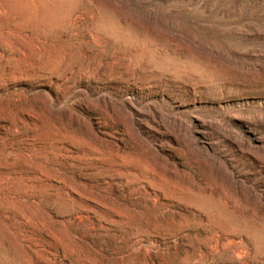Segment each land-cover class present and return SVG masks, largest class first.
Instances as JSON below:
<instances>
[{"label": "rangeland", "instance_id": "rangeland-1", "mask_svg": "<svg viewBox=\"0 0 264 264\" xmlns=\"http://www.w3.org/2000/svg\"><path fill=\"white\" fill-rule=\"evenodd\" d=\"M251 50L264 0H0V264H264ZM115 160L182 205L134 177L110 188Z\"/></svg>", "mask_w": 264, "mask_h": 264}, {"label": "bare ground", "instance_id": "bare-ground-1", "mask_svg": "<svg viewBox=\"0 0 264 264\" xmlns=\"http://www.w3.org/2000/svg\"><path fill=\"white\" fill-rule=\"evenodd\" d=\"M210 12V11H209ZM86 39L87 40H91V41H102V39H104V36L101 35V36H98V35H94L93 33L91 32H87L86 33ZM236 54V53H235ZM238 54V53H237ZM94 56L96 57H99L100 55L99 54H95ZM246 56H248L249 58V61L252 62L253 65H256V66H260L257 64L258 61L260 60H264V51L262 50H257V51H250L249 54H247ZM130 61V59H129ZM84 66V67H83ZM85 68V65H81L78 70H77V74L79 75H82L84 73H87L85 72L84 70ZM98 72V70L96 71V73ZM87 75V74H86ZM90 76V75H89ZM101 76V74H99V77ZM91 77H93V79H96L94 77V75H92ZM117 78V77H116ZM122 79V78H121ZM134 82V80H133ZM152 85H156V82L154 81H148L147 83L144 84V86H147V87H150ZM192 86V85H191ZM160 93H163V90L160 91ZM119 95V94H118ZM54 99V98H53ZM98 99H101L104 103V106L105 107H110L112 108L113 107V104L116 103L115 101L113 100H110L108 98H105V97H101V98H98ZM55 101V100H54ZM59 104V103H58ZM127 110V109H126ZM123 113H126L125 109L123 110ZM130 113V112H129ZM158 115V119L157 120H154V118L152 119L151 116L149 117L150 119L154 120L153 122L157 125V131H160L162 130L164 127H165V121L163 120V117H162V113L157 111L156 113ZM126 116V115H125ZM129 116V119L130 120V123H132V125L134 126V118L132 116V114H129L127 115ZM257 118H260V117H257ZM156 119V118H155ZM246 123L252 125V126H256L257 125L260 127V126H264V122H261V120H251L249 119ZM134 129V128H133ZM156 131V132H157ZM158 133V132H157ZM144 140V139H143ZM226 140V139H225ZM54 142H56V146L57 148L59 149V152L62 153V157L65 158V159H72V158H77L78 157V153L76 154V152L72 151V149H74V145L71 144L70 146H65L63 145V141L64 140H53ZM146 141V140H144ZM53 142V143H54ZM60 146V147H59ZM76 149V147H75ZM239 146H238V150H239ZM152 152L155 153L156 157L158 158V160L162 161V162H165L167 163L168 162V159L163 157V155L158 151V149H154L153 150H150ZM207 151V150H206ZM205 152V151H204ZM208 152V151H207ZM158 154V155H157ZM248 156H250L249 153H247ZM252 154V153H251ZM116 155L120 156L118 153H116ZM80 156V155H79ZM207 156V155H206ZM94 158V157H93ZM211 161H213L215 164L219 165L220 164V161L219 159H216L217 157H213V156H210L208 157ZM96 160H99V158L95 157ZM171 161V160H170ZM114 162V161H113ZM113 162L110 161V165L108 166V178H109V185H110V188L114 189V190H124L123 186H124V183H123V180H128L129 177H134V178H137L139 179V181H141L142 183H145V185L143 184L142 187L146 190V189H149L150 192H149V195H148V202L151 203V204H157V203H160V202H163L164 200L168 201V203H175L178 205H182L180 203L179 200H175V199H168L167 196L164 194V193H160L158 194L157 192H155V189L156 187L153 185L152 181L149 180V178L147 177H144V176H140L137 172L133 171V170H130L128 169V167L125 165V163L123 161H120L118 162L117 160H115V162L117 163V165H114ZM262 164H264V162H261ZM171 165V164H170ZM177 166V165H176ZM175 166V167H176ZM177 168V167H176ZM224 173L227 174L226 170L223 169ZM125 181V182H126ZM138 181V180H137ZM252 180H250L251 182ZM130 182V181H129ZM132 183V182H131ZM133 183H136V182H133ZM138 183V182H137ZM253 183H260L264 186V180H258V179H254L253 180ZM125 184H128V183H125ZM152 184V187L150 186ZM123 187V188H122ZM228 187L230 188L231 187V191H238L240 190L241 188H243V184L242 182L240 181H236L234 184L232 183L231 185H228ZM245 188V187H244ZM138 189V188H137ZM141 189V188H140ZM250 192V194L256 196L254 190H252L251 188H247ZM123 192V191H122ZM259 199L260 201H264V190L262 191V193L259 195ZM168 203H165L164 205L165 206H168ZM174 204V205H175ZM264 205V204H263ZM262 209L264 210V207H262ZM227 241V240H226ZM224 242H225V239H216L213 241V248H215L217 251H219L220 249H223V246H224Z\"/></svg>", "mask_w": 264, "mask_h": 264}]
</instances>
